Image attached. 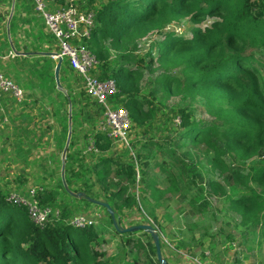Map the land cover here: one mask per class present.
Returning a JSON list of instances; mask_svg holds the SVG:
<instances>
[{
	"label": "trees",
	"instance_id": "obj_1",
	"mask_svg": "<svg viewBox=\"0 0 264 264\" xmlns=\"http://www.w3.org/2000/svg\"><path fill=\"white\" fill-rule=\"evenodd\" d=\"M17 2L29 12L35 11L32 0ZM46 2L53 8L57 3L65 5L66 0ZM79 3L82 9L94 14L92 36L83 42L98 61L92 74L100 81L115 82L117 93L109 103L129 113L136 135L132 150L119 152L115 139L100 130L104 108L87 95L80 76L65 61L62 67L68 75L60 76L63 90L57 87L56 64L48 57L26 64L27 68L25 65L24 82L27 79L31 84L34 79L30 89L38 88L41 94L27 95L21 105L10 99L4 101L9 120L6 131H13L14 137L19 131L32 135L31 113L38 105L47 104L44 113L52 118L47 132L54 131L55 150L62 155L71 120L66 184L73 193L82 192L108 204L120 229L125 211L141 210L156 221L155 210L167 205L169 195L192 187L197 188V194L191 203L200 212L208 208L210 196L221 195L229 202L241 227L248 230L261 226L264 0H88L87 3L79 0ZM209 17L213 18L211 24L202 27ZM183 22L189 25V35L167 32L171 26ZM152 34L163 39L146 56L140 55L141 41ZM42 40L48 42L40 32L36 43ZM31 50L49 52L35 44L28 51ZM146 72L157 74L149 80L157 89L142 90ZM16 83L22 87L21 80ZM172 97L192 103L200 101L206 118L199 117L188 106L170 107ZM16 106L21 111L13 117L12 108ZM3 117L0 113L1 137L4 136L1 128L5 127L1 126ZM91 143L96 151L86 154ZM208 154L212 155V177L202 180L196 174L197 163L201 155ZM255 158L259 162L247 168L248 162ZM227 159L232 163H227ZM42 161L47 166L43 158L34 167ZM56 162L61 169L62 160L58 158ZM39 182L40 205L59 209V217L40 227L31 221L26 208L11 204L10 194L0 189V264H113L115 258L104 260L106 254L99 251L105 233L123 235L114 227L108 210L85 198L71 196L61 176L55 184L52 176L40 177ZM149 201L153 206L147 209ZM95 209H103L105 214L101 225L92 222L84 228L74 226L75 217ZM142 233L126 234L124 242L136 256L123 264H148L142 261V254L150 259L149 264H159L151 236L147 234V243L134 238Z\"/></svg>",
	"mask_w": 264,
	"mask_h": 264
},
{
	"label": "rangeland",
	"instance_id": "obj_2",
	"mask_svg": "<svg viewBox=\"0 0 264 264\" xmlns=\"http://www.w3.org/2000/svg\"><path fill=\"white\" fill-rule=\"evenodd\" d=\"M50 1L52 2V0ZM84 1L85 3L88 2V0ZM57 5L61 4L57 3ZM78 5L80 6L79 0ZM212 21L213 18L209 17L204 21L202 27L210 25ZM167 30V32L176 31L179 35H189V25L186 22L180 26L173 25ZM5 37L8 40V33L5 34ZM162 39L163 36L159 34H152L143 39L139 45V54L146 56L155 46V43ZM6 45L8 48L11 47L9 40ZM1 50L4 51L5 49L1 48ZM145 75L146 77L141 84L142 90L149 92L157 89L154 84L149 83V80L157 74L146 72ZM168 104L170 107H191L199 114V117L206 118L203 104L200 101L192 103L189 100L172 97ZM44 109L42 105H38L31 113L30 124L33 136L19 131L14 137L12 131H6L9 128V126L6 127L9 122L5 124L2 122L1 124L5 127L1 128L4 136L1 137L0 134V189L5 194L26 197L30 189H41L40 177L52 176L53 184L59 181L61 169L57 167L56 161L58 158L61 161L62 155L56 153L54 131L47 132V124L49 122L52 124V118L47 117ZM103 117L104 114L101 120ZM135 140V132L131 131L130 148L133 147L132 143ZM116 145L119 152H127L124 151L127 149L126 145L119 143ZM43 158L47 166H44V161H42L40 166L34 167L36 161ZM211 159V154L201 155L196 171V174L200 176L199 179L208 180L212 177L210 172ZM226 161L227 163L231 162L230 159ZM258 162V159H252L248 162L247 168L256 165ZM191 189L185 188L180 194L169 195L167 205L155 210L156 221L145 216L141 210L125 211L126 216L122 219V228L151 225L156 231L159 230L157 232L160 236V242L163 244L161 247L162 254L169 264H219L218 261L224 264H264V216L261 226L246 230L239 225V218L231 211L229 202L224 196H210L208 208L200 212L195 206H192L197 188L192 187ZM132 192L133 190H131ZM138 200L144 202L141 197ZM149 202H146L147 209L153 206V203L151 205V201ZM197 204L200 205V202ZM102 210L88 211L85 215L93 223L101 225L105 215ZM126 234L123 233L119 237L114 236L112 232H107L103 235L104 241L99 251L106 254L104 260L115 258L113 264H123L136 256V252L124 242L127 237ZM147 234L143 232L135 235L134 238H139L147 243L149 241ZM248 247L253 250H248ZM203 254L204 258H202ZM141 257L142 261L150 263V259L146 258L144 254ZM152 259L154 258L152 257Z\"/></svg>",
	"mask_w": 264,
	"mask_h": 264
},
{
	"label": "built area",
	"instance_id": "obj_3",
	"mask_svg": "<svg viewBox=\"0 0 264 264\" xmlns=\"http://www.w3.org/2000/svg\"><path fill=\"white\" fill-rule=\"evenodd\" d=\"M37 16L43 20V24L48 33L52 35L58 47V52L52 55V59L62 63L65 61L83 80V88L87 95L98 102L104 108L103 120L99 123L100 130L109 134L115 139V143L126 145L132 150L129 143L132 131V122L129 113L124 108L113 106L109 99L116 95V85L114 81H100L93 76L98 61L96 57L85 47L84 40L92 36L94 28V14L89 10H84L78 5V0H66L65 5H55L50 8L46 0H32ZM18 54L15 50L8 53V57L14 59ZM3 58L0 57V64ZM27 93L13 79L8 78L0 70V113L4 115L2 122L8 123L5 115L4 101L10 99L17 105L26 101ZM179 124L180 121L176 120ZM96 151L93 143L86 148L85 153ZM38 191L40 189H30L26 197L20 195H9L8 201L19 207H24L28 211L31 221L43 227L52 218L59 217V209L42 207L40 205ZM92 221L85 214L74 218L73 224L76 227L84 228L91 225Z\"/></svg>",
	"mask_w": 264,
	"mask_h": 264
},
{
	"label": "crops",
	"instance_id": "obj_4",
	"mask_svg": "<svg viewBox=\"0 0 264 264\" xmlns=\"http://www.w3.org/2000/svg\"><path fill=\"white\" fill-rule=\"evenodd\" d=\"M40 32L45 35L48 42L42 40L36 43ZM7 33L8 40L11 43L10 48L6 45L8 40L5 37V34L7 35ZM50 36L51 35L45 28L43 21L37 16L33 9L29 12L28 9L22 7L17 0H0V57L3 58L2 63L0 64V70L8 78L15 80V82H18V79L21 80V86L27 95H31L32 93H35L36 95L41 94L38 88L33 90L30 89L31 86L34 85V79L31 80V84L30 82L28 83L27 79H25L24 82V78L27 77V65L34 63V61L39 58L48 57L52 59V55L58 52L57 42H54ZM32 44H35V46L38 47L42 46L44 49L49 50V52L41 53L32 50L28 51L32 48ZM1 48L5 50L2 51ZM12 50H15L18 54L14 59L8 57V53ZM55 64L57 66L58 62L55 61ZM67 75L68 73H66L64 67L61 66L60 76L64 78L67 77ZM80 79L82 86L83 80L81 77ZM61 90H63V88H61ZM46 105L43 106L45 109ZM19 111H21L20 107H13V117H16L19 114ZM16 125H19L18 119H16Z\"/></svg>",
	"mask_w": 264,
	"mask_h": 264
},
{
	"label": "water",
	"instance_id": "obj_5",
	"mask_svg": "<svg viewBox=\"0 0 264 264\" xmlns=\"http://www.w3.org/2000/svg\"><path fill=\"white\" fill-rule=\"evenodd\" d=\"M61 66H62V61H59L57 66H56V68H55V71H54L55 81H56L57 87L59 89L62 88V85H61V82H60ZM70 111H71V108L69 107V112ZM70 141H71V120H70V126H69V133H68L67 142H66L65 148H64L63 153H62L61 179H62V183H63V186H64L65 190L71 196H73L75 198H79V199L85 198V199H87L89 202H91L93 204H96V205H98L100 207L106 208L108 210V212L111 214L112 219H113L114 227L116 228V230H118V232H120L122 234L123 233H134V232H140V231L148 233L151 236V238L153 240V243L155 245L157 260H158L159 264H169L168 261L163 257L162 248H161V242H160V236H159V233L154 229L153 226H151V225H139V226H132V227L125 228V229L124 228L120 229V227L117 224V221H116L115 215L113 213V210L110 208V206L108 204H105L103 202L96 201V200H93L91 198H88L85 193H82V192L73 193V192H71L69 190V188H68V186L66 184V181H65V165H66L65 161H66V155H67V151H68V148H69V145H70Z\"/></svg>",
	"mask_w": 264,
	"mask_h": 264
}]
</instances>
